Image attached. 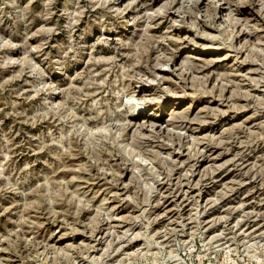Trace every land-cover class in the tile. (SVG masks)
Listing matches in <instances>:
<instances>
[{
    "label": "rangeland",
    "instance_id": "374dc122",
    "mask_svg": "<svg viewBox=\"0 0 264 264\" xmlns=\"http://www.w3.org/2000/svg\"><path fill=\"white\" fill-rule=\"evenodd\" d=\"M0 264H264V0H0Z\"/></svg>",
    "mask_w": 264,
    "mask_h": 264
},
{
    "label": "bare ground",
    "instance_id": "6f19581e",
    "mask_svg": "<svg viewBox=\"0 0 264 264\" xmlns=\"http://www.w3.org/2000/svg\"><path fill=\"white\" fill-rule=\"evenodd\" d=\"M185 17V16H184ZM239 53H241V52H239ZM187 57H191L192 55H186ZM186 58V57H185ZM159 70H162V68H158ZM166 70H168V69H166ZM189 72V71H188ZM262 82V81H261ZM144 102V101H143ZM128 104V103H127ZM129 104H131V102L129 103ZM136 104V103H135ZM138 104V103H137ZM141 104V103H140ZM146 104L147 103H144V104H142V105H139L137 108H139L140 110V112H143V109H145V107H146ZM148 105V104H147ZM133 107H134V105H133ZM142 110V111H141ZM172 122H173V120H171ZM145 128V127H144ZM146 129V128H145ZM152 134H153V132H152ZM156 134V133H155ZM158 134V133H157ZM211 189V188H210ZM128 192V191H127ZM88 210V209H87ZM173 215V214H172ZM185 220V219H184Z\"/></svg>",
    "mask_w": 264,
    "mask_h": 264
}]
</instances>
